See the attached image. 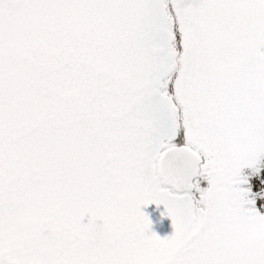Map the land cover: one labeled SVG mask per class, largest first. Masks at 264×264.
Instances as JSON below:
<instances>
[{
	"label": "flooded vegetation",
	"instance_id": "1",
	"mask_svg": "<svg viewBox=\"0 0 264 264\" xmlns=\"http://www.w3.org/2000/svg\"><path fill=\"white\" fill-rule=\"evenodd\" d=\"M112 2L0 0V264H264L217 94L242 92L259 48L245 0L209 7L227 10L216 49L207 15L189 54L178 0L161 20ZM183 146L203 163L180 193L156 172Z\"/></svg>",
	"mask_w": 264,
	"mask_h": 264
},
{
	"label": "rangeland",
	"instance_id": "2",
	"mask_svg": "<svg viewBox=\"0 0 264 264\" xmlns=\"http://www.w3.org/2000/svg\"><path fill=\"white\" fill-rule=\"evenodd\" d=\"M221 1L226 0H178L176 11L183 21L187 54L193 49L194 40L191 34L195 30L196 23L200 20H207V15L210 21L205 27L209 46L206 50L216 49L212 36L219 33L220 28L218 27L225 22L223 14L227 10L222 13L210 10L209 7ZM133 3L139 7L149 6L150 16L161 20V10L155 6L158 0H120L121 6L133 5ZM238 8L248 12L249 20L255 21L253 29H250L248 33V38L249 43L253 42L256 45L255 42H259V48L255 49L254 54H250L246 71L247 83L242 92H238L236 88L226 91H222V87L217 88V94L227 103L229 112L227 121H222L227 132L223 144L232 150L230 178L232 188L230 190L232 196L235 197L249 196V192L241 189L242 184H248L247 180L241 176L242 173L253 170L258 163V156L264 149V0H245L242 7ZM251 199L250 208L245 214V231L251 235H257V241L264 247V213L260 214L259 210L252 208V203L255 206L256 203L253 197Z\"/></svg>",
	"mask_w": 264,
	"mask_h": 264
},
{
	"label": "water",
	"instance_id": "3",
	"mask_svg": "<svg viewBox=\"0 0 264 264\" xmlns=\"http://www.w3.org/2000/svg\"><path fill=\"white\" fill-rule=\"evenodd\" d=\"M201 156L189 146L167 150L157 161V174L166 187L176 192L192 191L199 177Z\"/></svg>",
	"mask_w": 264,
	"mask_h": 264
},
{
	"label": "trees",
	"instance_id": "4",
	"mask_svg": "<svg viewBox=\"0 0 264 264\" xmlns=\"http://www.w3.org/2000/svg\"><path fill=\"white\" fill-rule=\"evenodd\" d=\"M105 3V12L112 15V11H114L112 0H105ZM124 12L125 11L121 9V19H124L122 16ZM258 159V163L253 170L250 169V171H246L244 174L242 173L241 177L247 180V191L249 192V196L253 197L256 203V209L259 210L260 212L258 213L261 214L264 213V149L261 155L258 156Z\"/></svg>",
	"mask_w": 264,
	"mask_h": 264
}]
</instances>
